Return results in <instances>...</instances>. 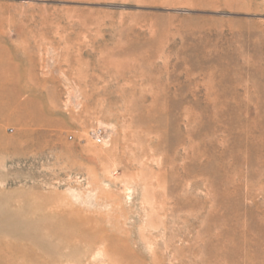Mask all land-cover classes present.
Returning <instances> with one entry per match:
<instances>
[{
  "label": "rangeland",
  "instance_id": "1",
  "mask_svg": "<svg viewBox=\"0 0 264 264\" xmlns=\"http://www.w3.org/2000/svg\"><path fill=\"white\" fill-rule=\"evenodd\" d=\"M0 264H264V0H0Z\"/></svg>",
  "mask_w": 264,
  "mask_h": 264
},
{
  "label": "built area",
  "instance_id": "2",
  "mask_svg": "<svg viewBox=\"0 0 264 264\" xmlns=\"http://www.w3.org/2000/svg\"><path fill=\"white\" fill-rule=\"evenodd\" d=\"M95 138L97 143H100L102 141V137L100 136V134H96Z\"/></svg>",
  "mask_w": 264,
  "mask_h": 264
}]
</instances>
